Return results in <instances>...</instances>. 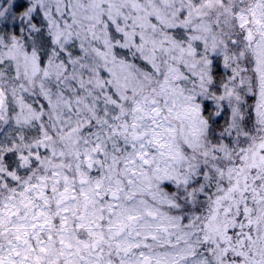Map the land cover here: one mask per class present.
Returning a JSON list of instances; mask_svg holds the SVG:
<instances>
[{
    "label": "snow or ice",
    "instance_id": "obj_1",
    "mask_svg": "<svg viewBox=\"0 0 264 264\" xmlns=\"http://www.w3.org/2000/svg\"><path fill=\"white\" fill-rule=\"evenodd\" d=\"M0 264H264V0H0Z\"/></svg>",
    "mask_w": 264,
    "mask_h": 264
}]
</instances>
